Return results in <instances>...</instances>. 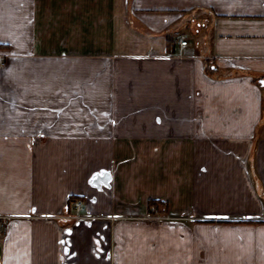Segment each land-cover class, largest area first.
<instances>
[{
	"label": "crops",
	"instance_id": "1",
	"mask_svg": "<svg viewBox=\"0 0 264 264\" xmlns=\"http://www.w3.org/2000/svg\"><path fill=\"white\" fill-rule=\"evenodd\" d=\"M262 193L264 0H0V264H264Z\"/></svg>",
	"mask_w": 264,
	"mask_h": 264
},
{
	"label": "rangeland",
	"instance_id": "2",
	"mask_svg": "<svg viewBox=\"0 0 264 264\" xmlns=\"http://www.w3.org/2000/svg\"><path fill=\"white\" fill-rule=\"evenodd\" d=\"M180 26L181 24L178 25V27ZM181 32L184 33V35L187 36L188 38L193 39V36L189 34V30H187V28L184 31L182 30ZM167 206L168 204L165 201H162V200L156 201V208L158 209L159 214L166 213L164 207L166 208ZM145 224H147L148 226L154 225L153 222H146ZM132 230H136V229H132ZM148 232H151V229H149ZM164 243H167V244L161 247V250H163L162 251L163 254L159 255L158 253L154 252V250L152 249V241L143 240L138 250L135 251V253L133 254L130 263L132 264H178V262H176L175 257L173 256V250L175 249V246L173 245L178 246L181 244V242L179 240L171 238V239L165 240Z\"/></svg>",
	"mask_w": 264,
	"mask_h": 264
},
{
	"label": "built area",
	"instance_id": "3",
	"mask_svg": "<svg viewBox=\"0 0 264 264\" xmlns=\"http://www.w3.org/2000/svg\"><path fill=\"white\" fill-rule=\"evenodd\" d=\"M174 37L177 39L178 43L182 46L188 45V41L185 39L184 35L180 31L174 33ZM74 210L76 214L74 216L67 217L70 221H80L87 219V217L82 215V212L87 210V204L84 200H78L74 203Z\"/></svg>",
	"mask_w": 264,
	"mask_h": 264
},
{
	"label": "trees",
	"instance_id": "4",
	"mask_svg": "<svg viewBox=\"0 0 264 264\" xmlns=\"http://www.w3.org/2000/svg\"><path fill=\"white\" fill-rule=\"evenodd\" d=\"M258 83H260L259 81H257ZM263 199H264V194L262 193ZM76 201V200H75ZM74 201V202H75ZM153 205H156V202H153Z\"/></svg>",
	"mask_w": 264,
	"mask_h": 264
}]
</instances>
